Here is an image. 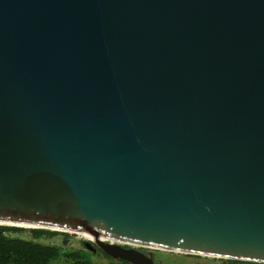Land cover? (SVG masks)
<instances>
[{
	"label": "water",
	"instance_id": "1",
	"mask_svg": "<svg viewBox=\"0 0 264 264\" xmlns=\"http://www.w3.org/2000/svg\"><path fill=\"white\" fill-rule=\"evenodd\" d=\"M0 225L264 264V0H0Z\"/></svg>",
	"mask_w": 264,
	"mask_h": 264
},
{
	"label": "trees",
	"instance_id": "2",
	"mask_svg": "<svg viewBox=\"0 0 264 264\" xmlns=\"http://www.w3.org/2000/svg\"><path fill=\"white\" fill-rule=\"evenodd\" d=\"M26 229L14 226L0 225V264H54L55 262L64 259L70 264H102L95 263L87 256L95 255L92 251L83 247L80 251H67L61 247L54 245H43L38 242L44 236L55 237L63 236L69 238L73 234L61 233L44 229H30V240L22 239L18 236L10 234H21ZM103 257L110 262L107 264H130L119 259H112L103 252H100ZM230 264H245L248 262L228 261Z\"/></svg>",
	"mask_w": 264,
	"mask_h": 264
},
{
	"label": "rangeland",
	"instance_id": "3",
	"mask_svg": "<svg viewBox=\"0 0 264 264\" xmlns=\"http://www.w3.org/2000/svg\"><path fill=\"white\" fill-rule=\"evenodd\" d=\"M24 229H26L25 232L21 234H10V235L18 236L25 240H30L31 239V234L29 232L30 228H24ZM88 241H91V239H88L83 235H75V234L69 236V238L67 239L64 238L63 236H55V237L44 236L38 240V242L43 245H54L71 252L83 250L82 243ZM133 248L141 249L139 247H133ZM142 250L150 253L157 263H163V264H230L227 260H223V259L194 256L189 254L172 253V252H166V251H160L154 249H142ZM87 256L91 258L92 261L95 263L107 264L110 262L108 259L98 254H95L93 257L92 255L90 256L89 254H87ZM54 264H70V263H68L64 259H61L55 262ZM245 264H258V263H245Z\"/></svg>",
	"mask_w": 264,
	"mask_h": 264
},
{
	"label": "flooded vegetation",
	"instance_id": "4",
	"mask_svg": "<svg viewBox=\"0 0 264 264\" xmlns=\"http://www.w3.org/2000/svg\"><path fill=\"white\" fill-rule=\"evenodd\" d=\"M89 243H90V247H89V250L90 251H92L94 254H101L100 252V250L98 249V248H96V246L94 245V243L92 242V241H88ZM85 243L86 242H83L82 243V246L83 247H86L85 246ZM123 248H125V249H130V248H133V247H130V246H126V245H121ZM133 249H135V248H133ZM142 249H145V248H141V249H136V250H138L139 252H142L143 254H146L147 256H149L151 259H152V261H153V263L154 264H163V263H157L155 260H154V258L152 257V255L150 254V253H148L147 251L145 252L144 250H142ZM227 261H229V260H227Z\"/></svg>",
	"mask_w": 264,
	"mask_h": 264
},
{
	"label": "bare ground",
	"instance_id": "5",
	"mask_svg": "<svg viewBox=\"0 0 264 264\" xmlns=\"http://www.w3.org/2000/svg\"><path fill=\"white\" fill-rule=\"evenodd\" d=\"M82 235L85 236V237H87L88 239H91V240L94 239L93 237H90V236H88V235H84V234H82ZM97 239H99V240H101V241H105V238H104V237H97Z\"/></svg>",
	"mask_w": 264,
	"mask_h": 264
}]
</instances>
